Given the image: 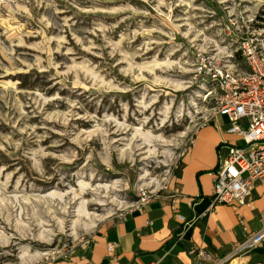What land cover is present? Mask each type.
Masks as SVG:
<instances>
[{
	"label": "rangeland",
	"instance_id": "obj_1",
	"mask_svg": "<svg viewBox=\"0 0 264 264\" xmlns=\"http://www.w3.org/2000/svg\"><path fill=\"white\" fill-rule=\"evenodd\" d=\"M263 17L264 0H0V264L90 246L153 179L166 194L218 111L198 53L237 55Z\"/></svg>",
	"mask_w": 264,
	"mask_h": 264
},
{
	"label": "crops",
	"instance_id": "obj_2",
	"mask_svg": "<svg viewBox=\"0 0 264 264\" xmlns=\"http://www.w3.org/2000/svg\"><path fill=\"white\" fill-rule=\"evenodd\" d=\"M225 136H230L226 118L210 117L198 127L166 194L158 192L124 221H106L90 246L62 249L47 259L34 254L37 261L31 264H192L191 245L217 258L231 255L247 232L264 225V182L254 183L249 204L214 202L213 171ZM109 242L117 243L113 253L107 250ZM246 258L264 264V241Z\"/></svg>",
	"mask_w": 264,
	"mask_h": 264
},
{
	"label": "built area",
	"instance_id": "obj_3",
	"mask_svg": "<svg viewBox=\"0 0 264 264\" xmlns=\"http://www.w3.org/2000/svg\"><path fill=\"white\" fill-rule=\"evenodd\" d=\"M253 20L245 19L244 24L250 27ZM217 51L198 53L195 64L204 84L218 88V95L213 96L218 111L211 117L222 114L230 135L218 145L219 164L213 171L212 197L215 203L241 207L251 202L254 183L264 182V36L243 37L234 51L237 55L220 56ZM263 241L264 225L247 232L227 257L217 258L207 248L196 245H191L188 252L192 264H223L234 257L250 255ZM116 247V242L107 244L109 253Z\"/></svg>",
	"mask_w": 264,
	"mask_h": 264
},
{
	"label": "bare ground",
	"instance_id": "obj_4",
	"mask_svg": "<svg viewBox=\"0 0 264 264\" xmlns=\"http://www.w3.org/2000/svg\"><path fill=\"white\" fill-rule=\"evenodd\" d=\"M167 62H168L167 59L160 60V59L154 58L153 60L149 61L148 66L151 71H154L155 68ZM149 188L151 189L152 193H158L164 188V183L161 180L153 179L149 183ZM78 210H82V212H86L85 205H83L82 208H78ZM230 264H251V263L248 262L246 257L238 256V257H234ZM255 264H261V263H255Z\"/></svg>",
	"mask_w": 264,
	"mask_h": 264
},
{
	"label": "trees",
	"instance_id": "obj_5",
	"mask_svg": "<svg viewBox=\"0 0 264 264\" xmlns=\"http://www.w3.org/2000/svg\"><path fill=\"white\" fill-rule=\"evenodd\" d=\"M264 18V17H263ZM261 20H264V19H261Z\"/></svg>",
	"mask_w": 264,
	"mask_h": 264
}]
</instances>
